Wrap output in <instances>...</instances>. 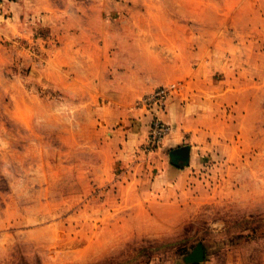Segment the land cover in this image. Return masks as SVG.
I'll list each match as a JSON object with an SVG mask.
<instances>
[{"label": "rangeland", "instance_id": "374dc122", "mask_svg": "<svg viewBox=\"0 0 264 264\" xmlns=\"http://www.w3.org/2000/svg\"><path fill=\"white\" fill-rule=\"evenodd\" d=\"M94 3L93 30L66 28L73 0L0 20V264H187L199 243L200 264H264V0ZM126 71L149 91L119 94ZM171 84L185 189L136 107Z\"/></svg>", "mask_w": 264, "mask_h": 264}, {"label": "crops", "instance_id": "0c3cea01", "mask_svg": "<svg viewBox=\"0 0 264 264\" xmlns=\"http://www.w3.org/2000/svg\"><path fill=\"white\" fill-rule=\"evenodd\" d=\"M35 0H0V20H6L5 18L8 16L9 18L12 16H19L20 13H22V11H24L26 9V11L29 9L28 5L33 2ZM43 2H50V0H42ZM84 3V0H82ZM82 1L80 0H73L74 3L79 4L80 6L76 5L75 10L73 9L71 12H69L70 15L75 16L74 17H68V20L66 22V28L68 30H76L78 28H81L82 30H89V29H94V23L93 22H80L81 21V17L80 16H84V15H100L101 14V10L99 8V6L94 3V0H91V5H83ZM65 11L68 12L67 9H65ZM80 17V18H79ZM77 19V22H75V20ZM91 47H96V45H94L93 43L89 44ZM88 45L85 44V47H87ZM84 54H87L91 57L90 61L96 62V58L95 55L93 53L88 52V50L85 49ZM85 57V56H84ZM154 58L151 56H148V61L150 62V64L153 63ZM105 61L107 63L109 62H118L119 58L113 56V60L112 58H105ZM123 61V60H120ZM130 62V61H129ZM136 73V72H135ZM121 78V77H120ZM119 78V79H120ZM122 79V83L119 84L118 86V90H119V94H124V95H129V96H136L139 95L141 93H144V91H149V86L148 88L145 85V81L146 79L142 77V75H140V73L135 74L134 78L131 77V75L129 74L128 71L124 72V77L121 78ZM137 80V81H136ZM102 109H108V106L106 107L105 105L103 106ZM140 110L134 114V115H139ZM142 113V112H141ZM140 113V114H141ZM142 121L140 120L139 123L142 125ZM144 126V125H143ZM126 127V126H125ZM142 129H144V127H142ZM135 131V130H133ZM132 131V132H133ZM138 132V131H137ZM128 134V138L130 139V135H131V131L129 130V128L127 127L126 132ZM112 134H114L115 137H119L122 136V129H117L116 132H113ZM125 136V134H124ZM122 140H125V137L122 138ZM187 144V143H186ZM184 142H183V138L182 136L177 132L174 131L170 136H168L164 142H163V148H168V149H172V150H179L184 147ZM194 148L193 146H191V153L190 155L193 154ZM168 172L165 173V175L168 176L167 180H170L173 178V176L176 178V180H182L181 184L183 186V188L185 189V179L188 177V173L186 172V170L183 169H179L175 166H170L167 170ZM163 179H164V175H163ZM175 180V181H176ZM174 181V182H175ZM174 182H170L168 183V185L164 186L162 185L160 189V191H168L169 187H175ZM169 186V187H168ZM185 186V187H184ZM165 187V188H164ZM157 190V189H156Z\"/></svg>", "mask_w": 264, "mask_h": 264}, {"label": "built area", "instance_id": "2783aa9c", "mask_svg": "<svg viewBox=\"0 0 264 264\" xmlns=\"http://www.w3.org/2000/svg\"><path fill=\"white\" fill-rule=\"evenodd\" d=\"M178 89L179 86L177 84L160 86L152 92L145 94L136 103L137 108L151 115L152 120L148 144L150 150H155L160 147L164 138L172 131L171 125L163 121L160 115L166 111L170 97Z\"/></svg>", "mask_w": 264, "mask_h": 264}, {"label": "water", "instance_id": "95a60500", "mask_svg": "<svg viewBox=\"0 0 264 264\" xmlns=\"http://www.w3.org/2000/svg\"><path fill=\"white\" fill-rule=\"evenodd\" d=\"M190 151L191 148L186 146L179 150H172L169 153L170 163L178 168L186 167L190 164ZM205 260V248L199 243L196 248L191 252L185 261L187 264H200Z\"/></svg>", "mask_w": 264, "mask_h": 264}]
</instances>
